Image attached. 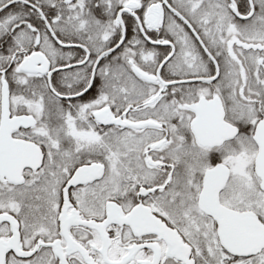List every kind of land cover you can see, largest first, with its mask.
Masks as SVG:
<instances>
[{
	"label": "snow or ice",
	"instance_id": "6c2138e0",
	"mask_svg": "<svg viewBox=\"0 0 264 264\" xmlns=\"http://www.w3.org/2000/svg\"><path fill=\"white\" fill-rule=\"evenodd\" d=\"M0 264H264V0H0Z\"/></svg>",
	"mask_w": 264,
	"mask_h": 264
}]
</instances>
